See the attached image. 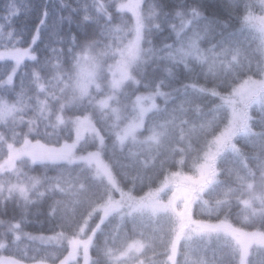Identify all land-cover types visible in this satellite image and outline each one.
Wrapping results in <instances>:
<instances>
[{
  "label": "snow or ice",
  "instance_id": "6c2138e0",
  "mask_svg": "<svg viewBox=\"0 0 264 264\" xmlns=\"http://www.w3.org/2000/svg\"><path fill=\"white\" fill-rule=\"evenodd\" d=\"M93 7L94 14L87 4L70 8L56 22L71 25L72 13H79L77 26H95L93 36L79 41L70 35L67 45L58 36L59 46H49L43 58L35 45L48 27L46 6L27 43L25 29L13 27L20 13L15 0L0 16V216L7 217L0 219V264H98L101 255L105 264H128L133 257L144 264L139 257L157 240L168 255L163 264H178L181 248L187 249L184 264H253L254 254H261L255 264H264V120L257 123L253 114L264 111V16L255 15L264 0H226L229 15L241 22L233 31L182 0L171 12L155 0L147 9L143 0H120L112 11L95 0ZM116 18L122 27L114 26ZM217 26L222 39L211 43ZM96 29L112 43L100 49ZM124 29L134 37L127 44ZM165 30L169 35L151 53L166 76H130V63L143 56L141 42ZM204 41L210 46L203 48ZM193 63L206 66L205 84L198 78L183 84V97L174 98L181 90H168L173 70L182 65L191 75ZM236 67L239 73L225 75ZM209 100L216 105L211 121ZM238 133L246 134L243 141ZM193 138L200 143L190 158L197 187L179 207L176 194L168 195L179 175L171 169L184 166ZM209 193L212 200L202 198ZM233 198L244 209L235 222L225 212ZM9 204L15 205L11 215ZM30 215H43L32 222L51 235L25 231ZM128 223L132 235L125 232ZM205 237L208 243L215 237L218 259L192 249L190 241Z\"/></svg>",
  "mask_w": 264,
  "mask_h": 264
},
{
  "label": "trees",
  "instance_id": "16d2710c",
  "mask_svg": "<svg viewBox=\"0 0 264 264\" xmlns=\"http://www.w3.org/2000/svg\"><path fill=\"white\" fill-rule=\"evenodd\" d=\"M11 0H0V16L4 15V9L6 4L10 3ZM94 2L95 0H63V5H67L70 7H64L61 4V0H15L17 8L20 10V13L18 16L13 17V27L17 30L25 29L24 32V39L27 43L32 36V30L36 27V24L38 23L39 19V13L42 7L46 6L49 12L48 16V27L42 28L40 30L39 39L35 45V50L37 54L43 58L48 53V47L49 46H59L58 43V36H64L65 39V45H67V37L70 35H75L76 38L79 41H84L86 39H89L94 34V27L93 25L86 26L85 28H79L77 26V21L79 20V13H72L73 16V22L70 25L67 20L64 21V24L62 25V28L57 27V19L60 15L68 16L70 12V8H79L81 5L87 4L88 9L90 12L94 14ZM105 5L109 6V11H112V6L117 5L120 3V0H101ZM145 4V8L147 9V6L153 2V0H143ZM156 3H160L164 6L165 11L171 12L174 7H176L179 3H181V0H155ZM185 7L189 5H198L201 10L204 12V15L210 19L218 20V21H227L230 24V28L228 31H233L240 27L241 22L233 15L230 16L228 11L225 9L224 5L226 3V0H182ZM255 3H259V0H253ZM34 6V10L30 15L25 14V10L28 7ZM260 11L258 10L255 15H258ZM2 22V21H0ZM103 23V21H101ZM114 26L122 27L120 24L119 18H116L114 21ZM96 35L95 38L100 40L101 43L99 45V48L102 49L104 47V43L107 42L109 44L112 43L111 39H108L104 36H101L99 34V29L95 30ZM226 34V33H225ZM169 33L167 30L161 35H154L151 36L152 45L151 47H160L164 42V37L168 36ZM121 38L123 39V42L127 44L129 40L131 39L132 35L127 30L124 29L120 33ZM244 36H247V32H245L240 39H244ZM222 39L221 37V30L219 26H217V31L215 33V39L211 41V43H217ZM168 43H172V40L169 39L167 41ZM210 46L209 41H204L202 44L203 48H207ZM245 47H247V44H245ZM0 50H3L0 48ZM147 59V57H146ZM104 60H106L108 63H111L112 60L109 59L107 56L104 57ZM154 58L152 56V53H150V59H148V62L146 64H143L142 69L140 70V73H143L144 71H147L148 73H152L153 71L156 72L157 75H164L166 76V73L164 71V65L163 62L157 61L153 62ZM193 67L195 69V72L191 75L187 74L184 71L183 66L181 65L178 69H174L175 72V78L171 81V88L168 89L169 91L171 89H180L181 91L179 93L174 92L173 97L174 98H182L184 94V90L182 88L183 84H189L191 85L194 80L197 78L198 84L202 85L205 84L204 80V73L207 71L206 66H201L198 63H193ZM24 69H21L23 71ZM127 83V82H126ZM167 90V89H166ZM188 95H193L191 87L187 90ZM174 100H169L167 103V106L171 108L172 103ZM157 103L161 108L165 107V101L163 99H158ZM206 107L205 111L208 106L211 105L210 100L205 102ZM255 116H259V113L254 112ZM258 123V122H257ZM3 130V129H0ZM242 142V141H241ZM200 146L199 141H197L195 138L190 143V156H185V164L183 167L180 165H177L175 168H172V171H175L179 173L177 177H175L171 182L170 186L172 187V192H169L168 195L171 196L173 194H176L177 200L176 204L179 207H183V199L185 197L191 196V194L195 191L197 185L192 179L193 173L191 169V162L190 158L194 157L196 155V149ZM177 160L180 159V157L176 158ZM229 160H232V157H228ZM171 163V161L169 162ZM41 171V169L37 168L35 171H33L31 174L35 175L38 174ZM49 175H54L53 170H49ZM225 183H231V181L225 179ZM145 184H147V180H145ZM141 185H137V193L143 194L141 192ZM42 190V189H41ZM143 191H147V188L144 187ZM32 197H36V193H32ZM205 200H212L214 198V193H209L207 195H203L202 197ZM167 197H165V200ZM14 204L8 205L9 215L12 214V211L14 209ZM17 211H19L17 209ZM250 211V210H249ZM32 212H35V207H33ZM225 212H227L231 220L235 222L238 217H242L244 214L243 206L237 202V199L233 198L230 209H225ZM7 217L0 216V219H6ZM30 222L25 228V231L32 232L34 234H51L50 232H43L39 233L37 231L40 230V225L37 223H34L32 221L36 220H44L43 215H30L29 216ZM234 227H237L235 223L233 224ZM44 228H47V224L44 225ZM125 232L128 235H132V225L131 223H128L125 227ZM100 245H103V239L99 242ZM110 244H112V241H109ZM180 243V241H179ZM178 243V244H179ZM191 244L192 249H200L201 254H203L209 261L213 260L214 258L218 259L219 256L214 253L213 249L216 248V241L215 237L212 238L211 243H208V238L205 237L203 239L201 238H194L193 241L189 242ZM113 247H119L120 242L117 241L116 244H112ZM170 252V249L168 250ZM179 253L176 256V260H180L183 264L184 262V256L183 252L187 251V249H178ZM231 259L230 257H225V260ZM139 260H143L144 264H152L153 261H156L157 264H163L164 261L168 260V255H166V251L164 246L160 243L159 240L156 241V243L151 248H147L145 250V254L139 257ZM98 264H105V257L101 255L98 259ZM128 264H139V261L133 257L130 261H128Z\"/></svg>",
  "mask_w": 264,
  "mask_h": 264
},
{
  "label": "clouds",
  "instance_id": "9594fccd",
  "mask_svg": "<svg viewBox=\"0 0 264 264\" xmlns=\"http://www.w3.org/2000/svg\"><path fill=\"white\" fill-rule=\"evenodd\" d=\"M258 15L260 16H264V10L260 11L258 13ZM135 23V21L133 20V24ZM134 39V37L132 38ZM151 45H152V40L150 37L146 38V40L141 42L140 48L141 51L143 53V56H137V59L135 61H133L132 63H130L129 65V73L130 76H132L133 78H135V75L137 73V71H140L142 69L143 64H146L148 62V59H150V53H151ZM147 57V59H146ZM261 60H264V57H261ZM241 70L236 67V68H232L229 69L228 72L225 73V75L227 76L229 73H231L232 75H236L237 73H239ZM248 73H245L244 75H242L240 77L241 80L243 79H247L248 77ZM255 78H259V77H255ZM240 80H238L236 83L237 85L239 84ZM256 107H259V105H255ZM216 107L215 104H211L210 106L207 107L206 112H207V119L209 121H211L213 119V113L212 110ZM257 113H259V116H255L256 117V122H260L262 120H264V111H256ZM249 119H251V116H249ZM238 138H241V140L243 141V137L246 135L245 133H238ZM260 255L261 254H254L252 255L249 259L253 262V264H255L256 261H258L260 259ZM178 264H182V262L178 259ZM184 264V262H183ZM235 264H241V261L239 259L236 260Z\"/></svg>",
  "mask_w": 264,
  "mask_h": 264
},
{
  "label": "rangeland",
  "instance_id": "374dc122",
  "mask_svg": "<svg viewBox=\"0 0 264 264\" xmlns=\"http://www.w3.org/2000/svg\"><path fill=\"white\" fill-rule=\"evenodd\" d=\"M132 2H133V3H135V0H132ZM118 4H119V3H118ZM118 4H117V5H118ZM132 38H133V36L131 37V39H132ZM131 39H130V40H131ZM127 43H128V42H127ZM111 63H112V62H111ZM45 235H51V234H45ZM240 235H241V238H245V237H244V233H243V232H241V233H240ZM179 241H180V240H179V239H177V240H176V243L178 244V243H179ZM175 259H176V257H175Z\"/></svg>",
  "mask_w": 264,
  "mask_h": 264
}]
</instances>
